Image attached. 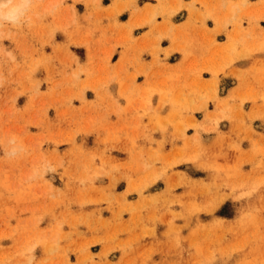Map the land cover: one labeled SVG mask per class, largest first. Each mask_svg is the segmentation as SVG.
<instances>
[{"label": "rangeland", "instance_id": "374dc122", "mask_svg": "<svg viewBox=\"0 0 264 264\" xmlns=\"http://www.w3.org/2000/svg\"><path fill=\"white\" fill-rule=\"evenodd\" d=\"M106 1L0 26V264H264V0L195 53Z\"/></svg>", "mask_w": 264, "mask_h": 264}, {"label": "crops", "instance_id": "0c3cea01", "mask_svg": "<svg viewBox=\"0 0 264 264\" xmlns=\"http://www.w3.org/2000/svg\"><path fill=\"white\" fill-rule=\"evenodd\" d=\"M248 1L257 0H246L245 6ZM106 2L103 6H110L109 9L99 11L116 16L124 25L133 24L139 27L137 34L143 37L141 41L148 40L147 38L152 35L156 38L158 33L163 35L162 32H165L169 45L167 42L162 47H172L174 51L187 45L190 53L198 52L200 41L207 37V33L210 35L217 28L223 27H220V21L212 20L211 23L210 19H205L210 12L208 2L212 3L216 0H107ZM228 2L229 0H226L223 13L231 16V10L227 7ZM202 3H206L207 6H203ZM215 14L213 12L214 16ZM151 16L153 18L149 21Z\"/></svg>", "mask_w": 264, "mask_h": 264}, {"label": "clouds", "instance_id": "9594fccd", "mask_svg": "<svg viewBox=\"0 0 264 264\" xmlns=\"http://www.w3.org/2000/svg\"><path fill=\"white\" fill-rule=\"evenodd\" d=\"M31 4V0H0V26L16 25Z\"/></svg>", "mask_w": 264, "mask_h": 264}, {"label": "bare ground", "instance_id": "6f19581e", "mask_svg": "<svg viewBox=\"0 0 264 264\" xmlns=\"http://www.w3.org/2000/svg\"><path fill=\"white\" fill-rule=\"evenodd\" d=\"M243 2H245L246 0H242ZM233 8V7H232ZM152 18H153V16H151V18H150V20L149 21H151L152 20Z\"/></svg>", "mask_w": 264, "mask_h": 264}]
</instances>
